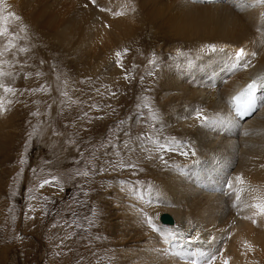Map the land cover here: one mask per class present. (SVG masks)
<instances>
[{
    "label": "bare ground",
    "instance_id": "6f19581e",
    "mask_svg": "<svg viewBox=\"0 0 264 264\" xmlns=\"http://www.w3.org/2000/svg\"><path fill=\"white\" fill-rule=\"evenodd\" d=\"M0 7L5 15L13 11L21 18L0 36L5 73L0 84L14 90L0 88V176L20 162L22 113L30 104L29 95L22 93L48 85V80L57 87L66 80L70 90L79 83L69 76L79 79L85 73L95 78L96 98L104 89H133L129 113L145 99L157 116L152 120L146 111L134 113L129 159L135 167H128L127 159L104 176L113 178L97 196L105 197V207L95 218L106 239L89 241L96 243L91 247L70 228V249L79 243L92 264H189L213 254L215 264L225 259L264 264V217H252L255 209L244 207L264 200V83H258L256 102L244 118L228 103L249 80L264 77V18L259 15L264 5L237 8L233 0H99L97 6L88 0H5ZM103 7L123 14L101 11ZM9 40L15 47L5 51ZM208 43L226 50L201 51ZM22 47L26 51L20 52ZM239 47L257 52L246 57L252 65L247 69L233 59ZM118 51L122 68L115 63ZM126 74L131 79L125 80ZM196 110L211 119L202 123ZM140 112L144 119L137 116ZM124 140L119 141L123 153ZM164 144L177 150L152 151ZM184 151L188 155H181ZM237 175L243 176V185L236 184ZM229 179L243 188L241 201L227 189ZM47 186L42 192L50 191ZM146 216L165 234H173L170 243L145 223Z\"/></svg>",
    "mask_w": 264,
    "mask_h": 264
},
{
    "label": "rangeland",
    "instance_id": "374dc122",
    "mask_svg": "<svg viewBox=\"0 0 264 264\" xmlns=\"http://www.w3.org/2000/svg\"><path fill=\"white\" fill-rule=\"evenodd\" d=\"M55 74L56 78L64 77L59 72ZM74 78L69 76L80 85L70 90L66 80L58 87L54 86V80H48V85L36 88L41 90L22 93L29 95L30 101L26 102L30 104L24 106L22 113L20 162L17 168L9 164L10 168L0 176V264H92L88 252L83 254L79 243L73 250L67 246L66 231L73 229L72 235L79 242L87 240L91 247L96 244H90L91 240L107 237L95 218L105 207V197L97 196L113 178L104 176L131 159V151L126 149L123 153L119 141L126 139L132 144L129 126L134 113L146 111L151 117L154 106L151 107V100L144 99L139 109L129 113L131 105L127 99L133 95V89H111L118 96L104 89L99 99L94 95L99 90L94 89L93 76L82 73L79 79ZM48 91L56 94L52 97ZM64 92L68 95L64 96ZM115 98L122 101L115 102ZM145 104L147 108L143 107ZM141 112L137 116L144 119ZM143 135L141 132L140 136ZM83 172L88 176L78 174ZM53 176L57 181L48 184L49 192H42L40 185ZM96 253L101 254L99 249Z\"/></svg>",
    "mask_w": 264,
    "mask_h": 264
},
{
    "label": "snow or ice",
    "instance_id": "6c2138e0",
    "mask_svg": "<svg viewBox=\"0 0 264 264\" xmlns=\"http://www.w3.org/2000/svg\"><path fill=\"white\" fill-rule=\"evenodd\" d=\"M193 2H203V0H193ZM88 3L92 6H97L99 3V0H88ZM234 6L237 8H244L245 6L247 7H257L258 5H264V0H247V4H246V0H233ZM5 4V0H0V6H3ZM87 6V5H86ZM101 11H114L113 9H109L107 7H103L100 9ZM114 14L116 16H120L123 13L120 11H114ZM261 18H264V12H261L260 14ZM21 18L13 11H8L7 14H4L3 11V7H0V36H5L9 33L10 27H11V21H19ZM21 31H24L23 26H21ZM13 47H15V45H13L12 41L9 40L7 45L5 46V51H8L10 49H12ZM226 49L223 47L218 48L216 44L214 43H208L205 44L203 46V48H201V51H225ZM20 52H24L26 51L25 48H20L19 49ZM128 51L127 49H125V52ZM2 54V53H0ZM180 55H183V53H179ZM257 55V52L253 51L251 53L247 52L245 50L244 47H239L237 48L234 52H232V56L235 62H237V64H239L240 62H243V67L245 69L251 67V60L247 59L246 57H255ZM116 56V61L115 63L120 66L121 68L123 67L121 61H120V57H121V52H116L115 53ZM151 63H155V61H150ZM5 75V73L3 72L2 68H0V76ZM149 75H151V73H149ZM125 80H129L131 79L130 76H128L127 74L124 76ZM139 79H143V77H140ZM258 83H264V77H260L258 76L255 79H252L249 83L246 84V86L239 88L237 91L234 92V94H232L230 96V99L228 101V103L232 104L238 114H243L244 112H246L249 108L252 107L253 102H254V92L257 88ZM0 88H3V90L5 92H13L14 90L11 87H6L3 84H0ZM41 89H33V91H39ZM64 96H67L68 93L64 92L63 93ZM112 96H115L116 93L112 92L111 93ZM91 107H95V105H90ZM3 107V103L2 101H0V108ZM143 107L147 108L148 105L145 104L143 105ZM33 115H36V113H33ZM85 116H87V113H85ZM196 118L198 120H200L202 123H207L211 118L204 115L203 112L201 110H196ZM151 119L155 120L157 119V116L155 113L151 114ZM137 140H140V137L137 136ZM175 143V141H173ZM124 148H126L127 150L131 151V147L128 144L127 141L124 142ZM163 149H167L169 152H175L177 149L173 148L171 145L168 144H164V145H157L156 147H154L152 149L153 152H159L160 150ZM181 155H188L187 151L181 152ZM193 155H195V153H193ZM159 159L161 161H163L165 164L167 163V161L164 160L163 157H159ZM127 166L130 168L135 167L131 161H127ZM79 175H83V176H88L87 172H83V173H78ZM57 177L53 176L51 180H47L45 179L43 181V183L40 185L41 188H43L45 185H48L50 183H54L57 181ZM235 182L237 185H243L244 184V178L241 175H237L235 178ZM226 187L227 189L231 190V192H234L235 195V199L236 201H241L242 197H241V193L244 191L243 188L241 187H234L233 184V180L229 179L226 180ZM245 208H251V209H255V211H253L252 213V217H264V200L255 203L253 205H248L247 203L244 204ZM253 223H256L257 221L255 219H252ZM145 223L147 225H149L152 230L154 232L158 231L163 239L165 244L170 243V237H172V233H167L165 234V230L164 229H158L157 225L153 222V219L151 216H146L145 218ZM199 238V234H197L196 236L193 237V239H198ZM217 256L215 254L205 258L204 260H191L189 262V264H215V261L217 260ZM224 264H230L229 260L225 259L224 260Z\"/></svg>",
    "mask_w": 264,
    "mask_h": 264
},
{
    "label": "water",
    "instance_id": "95a60500",
    "mask_svg": "<svg viewBox=\"0 0 264 264\" xmlns=\"http://www.w3.org/2000/svg\"><path fill=\"white\" fill-rule=\"evenodd\" d=\"M164 220H165V221H167V220H168V217H167V216H165V215L163 216V221H164Z\"/></svg>",
    "mask_w": 264,
    "mask_h": 264
}]
</instances>
